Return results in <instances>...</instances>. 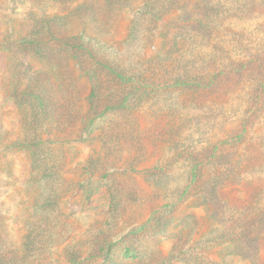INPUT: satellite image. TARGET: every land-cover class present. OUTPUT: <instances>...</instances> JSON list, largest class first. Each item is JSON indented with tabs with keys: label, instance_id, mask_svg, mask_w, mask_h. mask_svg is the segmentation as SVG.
<instances>
[{
	"label": "rangeland",
	"instance_id": "374dc122",
	"mask_svg": "<svg viewBox=\"0 0 264 264\" xmlns=\"http://www.w3.org/2000/svg\"><path fill=\"white\" fill-rule=\"evenodd\" d=\"M4 264H264V0H0Z\"/></svg>",
	"mask_w": 264,
	"mask_h": 264
},
{
	"label": "trees",
	"instance_id": "16d2710c",
	"mask_svg": "<svg viewBox=\"0 0 264 264\" xmlns=\"http://www.w3.org/2000/svg\"><path fill=\"white\" fill-rule=\"evenodd\" d=\"M1 259H3L2 254H1V256H0V264H4L5 261H4V260H1Z\"/></svg>",
	"mask_w": 264,
	"mask_h": 264
}]
</instances>
